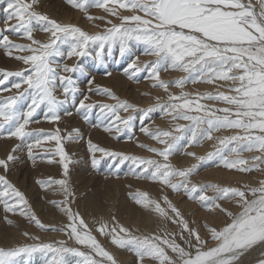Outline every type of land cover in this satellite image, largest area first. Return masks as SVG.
<instances>
[{
    "label": "snow or ice",
    "instance_id": "6c2138e0",
    "mask_svg": "<svg viewBox=\"0 0 264 264\" xmlns=\"http://www.w3.org/2000/svg\"><path fill=\"white\" fill-rule=\"evenodd\" d=\"M67 2L74 8L87 11V0ZM37 4L38 0H7L6 27L0 30V48L5 50L7 56L30 66L16 72L0 71V92L11 88L19 90L22 85H27L18 95L0 99V136L15 138L21 142L5 158L0 159V169L5 173L0 175V204L6 212L19 213L41 230L63 232L69 240L87 247L89 251L86 253L69 247L66 241L41 242L9 249L0 248V264H15L16 258L21 254L35 251L50 253L45 264H66L65 254L68 253L82 257L80 264H119L116 256L92 234L93 230L80 213L72 210L71 203L75 199V193L70 190L66 178L55 180L49 177L47 180L37 181L42 189L58 185L64 196L61 201L48 202L67 217L68 223L63 228L50 229L35 214L25 194L8 179L7 174L11 170L10 163L18 160L14 154L24 147L28 137L36 136L34 143L27 144L28 158L35 162L33 148L40 145L41 138L54 140L57 144L55 154L59 155V163L63 165L64 176L67 177V154L61 144L60 129L57 128L55 133H45L42 129L37 132L26 131L29 123L38 122L33 117L41 105L47 109L45 120L58 123L64 105L69 100L76 102L79 88L74 75H61L60 71L71 74L79 72L83 75L85 69L80 64H63L58 71L60 65L54 58L88 56L91 55L89 49L96 45L98 50L95 59L103 63L105 48L111 54L112 49L118 45L123 56L130 52L131 41L143 43L145 54L157 59L143 66L138 63V57L134 59L125 69L129 79H133L141 71H147L148 77L155 81L152 86L162 88L165 92H168L170 86L183 87L189 79L192 83L215 84L220 81L222 83L218 87H227L225 91H218L214 95L205 93L195 97L183 92L178 96L169 92L167 104L158 103L153 108L140 110L142 119H147L149 113L159 108L171 115L173 120L191 122L190 126L176 124L174 127L157 128L155 131L141 126L140 131L162 147L139 146L162 160L124 156L99 147L89 139L93 167L100 163L95 158V152L113 157L120 155L121 162L132 160L140 166V171L133 173L136 178L159 182L176 193L182 191L188 199L198 202L210 213H224L230 222L219 229L205 224L214 244L208 246V240L189 226L180 209L167 195L162 197L165 208L147 192L138 191L131 198L144 209L180 226L178 235L184 241L183 245L177 242V233L132 236L131 230L116 221L115 217L111 227L100 223L96 231L108 238L112 245L127 247L134 252L137 264H144L146 258L151 259L154 264H246V258L258 247L264 250V179L259 180L257 186L248 185L243 189L222 187L214 183H197L192 180L199 167L197 164L177 168L169 160L181 141H186L187 145H199L205 139H215L219 147L206 156H198L194 152H187L186 155L201 163L217 158L226 169L243 173L264 170V0H260L259 13L250 2L245 3L244 0H94L92 6L104 9L109 16L120 21L116 24L106 17L86 16L90 21L99 19L110 25L95 34L76 25L61 24L49 19L46 14L35 11ZM121 10L134 14L125 16L121 14ZM139 12L143 16L135 14ZM13 20L16 21L15 24L11 23ZM36 26H39L40 31L49 33L46 42L34 37ZM6 33L26 38L30 43L16 44ZM65 45L66 52L62 50ZM15 52L29 54L14 55ZM169 67L189 73V77L162 80L160 72L167 71ZM105 75L111 73L105 72ZM9 77L19 79L9 84ZM88 83L91 85L92 80ZM58 88L65 99H58L55 95ZM91 90L90 88L89 91ZM95 91L117 100L115 105L100 106L102 112L107 110L105 118L108 123L102 125L104 131L114 134L131 133L133 117H122L120 113L136 110V106L127 101H119L109 89L97 87ZM25 95L30 98L31 103L27 111L22 113L15 105ZM87 99L84 96L76 109L78 112L82 110L86 122L95 106L85 103ZM157 100L159 101V97ZM201 100L221 101L227 107L208 106L200 103ZM192 112L203 114H189ZM64 114L72 113L65 110ZM201 125L205 127L202 128ZM221 129L236 132L233 135L214 137L213 133ZM115 138L120 137L116 135ZM67 139L83 137L79 129H73ZM253 151L260 155L241 158V153ZM231 154H235L236 158L229 159ZM49 162H52L50 157ZM209 192L213 194L209 195ZM234 198H238L237 204L241 209L239 213L229 211L220 203ZM24 235L39 240V237L30 236L27 232ZM169 251L172 255H169ZM256 264H264V251H261Z\"/></svg>",
    "mask_w": 264,
    "mask_h": 264
},
{
    "label": "rangeland",
    "instance_id": "374dc122",
    "mask_svg": "<svg viewBox=\"0 0 264 264\" xmlns=\"http://www.w3.org/2000/svg\"><path fill=\"white\" fill-rule=\"evenodd\" d=\"M56 2L63 5L64 8L55 6L54 4ZM244 2H250L257 13L260 12V0H244ZM93 3L94 0H87V11L85 12L72 7L67 0H38L35 11L46 14L49 19L56 20L61 24L76 25L93 34L104 31L107 27H110V25L105 24L103 20L99 19L90 21L86 19V16L106 17L107 19H112L113 23H120L118 19L109 16L104 9L92 6ZM6 9L7 0H0V30L6 27ZM121 14L127 16L134 13L121 10ZM135 14L143 16L142 12ZM11 23L15 24L16 21L13 20ZM85 25L92 26V28L89 27V29ZM36 27L37 30L33 33L34 37L46 42L49 33L40 31L39 26ZM6 34H8L9 38L16 44L30 43L26 38L17 37L10 33ZM130 48V52L125 53L123 56L120 54L118 45L112 49L111 54H109L107 48H105L103 63L95 59V53L98 50L96 45H92L89 49L91 55L88 56H73L71 59L66 57L54 58L60 65L57 69L58 71H60L63 64L69 66L80 64L85 69V74L83 75L79 72L71 74L60 71L61 75H74L79 88V91L76 93V102L73 103L69 100V102L64 105V109L61 111V119L58 123L45 120L44 117L47 109L44 105H41V107L36 110L33 117V119L38 122L29 123L26 127V131L37 132L42 129L45 133H55L57 128L60 129V135L62 137L61 144L67 154L66 162L68 163V175L67 177L64 176L63 165L59 163L60 157L55 154L57 144L54 140L49 141L41 138L40 145L33 148V155L36 157L35 162L28 158L27 144L34 143L37 138L36 136L28 137L24 147L14 154L18 157V160L14 163H10L9 166L11 170L7 174L8 179L25 194L28 204L35 214L46 226H49L50 229L63 228L68 223L67 217L58 208L48 202L50 200L61 201L64 199V196L58 185H52L50 188L42 189L37 181L47 180L49 177L55 180L66 178L69 182L70 190L75 193V199L71 203L72 210L80 213V216L83 217L89 228L93 230L92 234L116 256L119 264H137V257L129 248H119L112 245L108 238L101 236L96 231L100 223H105L111 227L113 224V217H115V220L120 224L129 228L132 236L143 237L151 236L152 234L177 233V242L182 245L184 244V241L180 240L178 235L180 226L160 218L159 215L153 211L154 214L151 218L155 220L150 226L147 227L142 222L139 223V225L135 224L137 211L146 210L131 198L132 195L138 191L147 192L151 198L159 200L162 207L165 208L166 205L162 197L167 195L172 203L180 209L184 219L189 222V226L195 228L202 238L208 240V246H214V244L205 224L209 227L219 229L230 222L229 217L224 213L216 211L214 213H219L221 221L215 220L210 223V220L202 214H196L197 211H209L201 207L198 202L188 199L182 191L176 193L159 182L136 178L133 173L139 172L140 166L134 164L132 160H124L121 162L120 155L113 157L95 152V158L98 159L100 163L95 168L93 167V153L89 150V139L93 144L99 147L124 156L162 160L161 157L139 146L143 144L151 147H162L142 133L140 131L141 126H146L155 131L157 128L167 129L174 127L176 124L190 126L191 122L186 120H173L171 115L159 108L149 113L147 119H142L140 110L153 108L158 103L167 104L169 102V92L177 96L183 92L195 97L197 94L203 95L205 93H212L214 95L218 91H225L227 87V85H225V87H218V85L222 83L220 81H216L215 84L202 82L192 83L189 79L183 87L170 86L168 92H165L162 88L152 86L155 81L148 77L147 71H141L133 79H129L128 75L125 74V69L128 68V65L134 59L138 57V63L141 66L157 59V57L153 55L145 54V45L141 42L131 41ZM62 50L66 52L67 45L63 46ZM28 54L27 52L14 53V55ZM53 66L56 67V64ZM28 67L30 66L25 65L22 61L7 56L5 50L0 48V71L16 72ZM105 72H110L111 75H105ZM181 77H189V73L176 71L170 67L167 71L162 70L160 72V78L165 81L177 80ZM18 79L17 77H9L8 83H15ZM89 80H92L91 85L88 83ZM97 87L109 89L118 97L119 101H127L129 104L136 106V110L130 109L127 112L120 113L122 117H133L131 122L133 125L131 133L114 134L104 131L102 125L108 123V119L105 118V112L107 110L105 109L102 112L100 106L103 104L115 105L117 100L103 94H97L95 91ZM25 88H27V85H22L19 90L11 88L9 91L0 92V99L18 95V93L23 92ZM90 88L92 89L91 91H89ZM55 95L58 99H65L59 88ZM132 95L135 97L133 98ZM84 96L88 97V99L84 101L85 103L95 105L89 113V120L87 122L83 119L82 110L80 112L76 110L79 101L84 99ZM157 97H159V101ZM30 103V98L25 95L17 101L15 107L23 113L27 111ZM200 103L216 108L227 107V105L221 101L201 100ZM65 110L72 114L65 115ZM189 114L202 115L203 113L192 112ZM93 125L96 126L94 127ZM121 127H123V125H121ZM201 127L203 128L205 125H201ZM73 129H79L83 139H67L69 133H72ZM235 132L236 130L232 129H221L218 132H214L213 136L224 137L233 135ZM73 135L75 134L73 133ZM116 135H119L120 138H115ZM129 136H131V139H129ZM19 143L21 142L15 138L0 136V159L5 158L13 147ZM217 147H219V145L215 139H205L199 145H187L186 141H181L173 151V154L169 157V160L177 168H186L193 164H197L199 166L197 173L192 177V180L197 183H214L222 187L243 189L248 185L257 186V182L264 179V170L243 173L226 169L217 158L201 163L193 157L186 155L187 152H194L198 156H206L207 153L215 151ZM254 155H260V153L255 151L243 152L241 153V158L247 159ZM49 157L52 160L51 163L49 162ZM233 158H236L235 154L229 155V159ZM214 167L236 172L243 178L255 176V178H253L254 183H252L253 181L245 182L235 180L229 183H222L217 180H209V173ZM3 174H5L3 169H0V175ZM178 179L179 178H177V180ZM114 184L118 185V193H115L111 188ZM156 187L157 190L155 189ZM212 194L213 193L209 192V195ZM237 199L238 198L220 201V203L229 211L239 213L241 209L237 204ZM186 202L190 203V206H193V208L190 209L184 205ZM149 212L151 211L149 210ZM8 221H11V223ZM14 222H16L17 225L13 226L12 224H14ZM9 226L15 231L21 230L22 232L12 237L7 232ZM3 231H5V236L2 234ZM25 232L29 233L30 236L39 237V240H34L25 236ZM185 235L187 236V233H185ZM11 238H17L19 242L9 245L4 244L5 241ZM56 241H66L69 247L78 248L80 251L86 253L89 251L87 247L78 245L74 243V241L69 240L68 236L63 232L41 230L19 213L6 212L3 205L0 204V248L9 249L19 246L35 245L41 242L48 243ZM169 255H172L170 251ZM49 258L50 253L35 251L31 254H21L16 258L15 264H45V261ZM82 259V257L75 254H65L66 264H80ZM144 264H154V262L146 258Z\"/></svg>",
    "mask_w": 264,
    "mask_h": 264
},
{
    "label": "bare ground",
    "instance_id": "6f19581e",
    "mask_svg": "<svg viewBox=\"0 0 264 264\" xmlns=\"http://www.w3.org/2000/svg\"><path fill=\"white\" fill-rule=\"evenodd\" d=\"M55 6H57V7H59V8H64L63 7V5H61V4H59V3H55L54 4ZM74 22H75V20H74ZM86 27H91L92 28V26H89V25H85ZM90 29V28H89ZM93 29H95V28H93ZM18 39V38H17ZM20 41V40H19ZM132 97L134 98L135 96L134 95H132ZM202 147V146H201ZM200 147V148H201ZM201 150V149H200ZM184 165V164H183ZM209 180L211 179V180H217V181H221L222 183L223 182H227V183H229V182H231L232 180H235V181H245V182H252V183H254V180H253V178H255V176H251V177H248V178H243V177H241V175L240 174H238V173H236V172H231V171H228V170H225V169H221V168H213L211 171H210V173H209ZM208 180V179H207ZM114 191H115V193L117 192L118 193V191H117V189H118V185L117 184H114L112 187H111ZM150 189V188H149ZM156 190H157V187L155 188ZM184 205H186L187 207H189L190 209L191 208H193V206L191 207L190 206V203H188V202H186ZM97 206V205H96ZM154 213L151 211V212H149V210H138L137 211V217H136V222H135V224H138L139 225V223H144V225H146L147 227L148 226H150L151 225V223L152 222H154V218H151L152 217V215H153ZM196 214H202L204 217H206L207 219H209L210 220V223H212V222H214L215 220L216 221H221V219H220V216H219V213L217 214V213H214V212H212V213H210V212H201V211H197L196 212ZM13 226H15V225H17V223L16 222H14V224H12ZM8 228V227H7ZM8 234H10L12 237H14V236H16L17 234H19V233H21L22 231L21 230H17V231H15L13 228H11L10 226H9V228H8ZM2 234H4V236H5V231H3L2 232ZM1 234V235H2ZM17 238H19V237H17ZM17 238H11L10 240H7V241H5L4 242V244H6V245H9V244H13V243H18L19 241L17 240ZM261 251H264V250H262V249H260L259 247L254 251V252H252V254L250 255V256H248L247 258H246V264H255L256 263V260L258 259V258H260V255H261ZM42 260V259H41Z\"/></svg>",
    "mask_w": 264,
    "mask_h": 264
}]
</instances>
